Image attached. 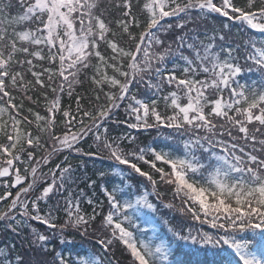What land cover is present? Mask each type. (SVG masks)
Here are the masks:
<instances>
[{
    "label": "snow or ice",
    "instance_id": "6c2138e0",
    "mask_svg": "<svg viewBox=\"0 0 264 264\" xmlns=\"http://www.w3.org/2000/svg\"><path fill=\"white\" fill-rule=\"evenodd\" d=\"M13 8L19 11L12 14ZM193 15H218L231 22L224 28L237 27L247 37L244 63L234 56L239 45L223 48L221 58L214 51L215 35L198 47L196 37L189 42L185 33L174 43L194 58L180 54L183 67L173 63L169 69L170 57L179 53L172 44L165 46L160 33L183 29ZM171 18L180 22L174 26ZM245 72L258 73L260 86L241 83ZM81 77L90 79L95 101L85 108L77 95L73 111L62 97L74 95ZM133 84L154 91L138 98L131 94ZM41 99L45 114L36 110ZM125 100L128 128L175 130L182 150L126 151L119 140L110 142L105 124ZM89 135L109 159L145 178L153 192L158 184L169 186L182 212L216 229L215 238L206 233L200 238L206 245L226 246L233 256L228 264H264L239 235L264 233V0H0V206L7 202L0 220L19 224V215L56 229L51 211L41 215L40 202L64 187L71 165L65 156L55 168L43 169L57 154L81 153L79 145ZM41 149L44 155H38ZM127 187L134 201L120 202L117 189H105L110 211L102 227L110 238L97 242L106 252L119 242L128 264H160L166 249L136 237L129 214L154 205L147 193ZM63 210L64 227L86 231L95 219L81 215L71 199ZM34 237L41 246L48 240L35 232ZM57 260L72 264L59 253L53 264ZM79 264L95 261L82 258Z\"/></svg>",
    "mask_w": 264,
    "mask_h": 264
},
{
    "label": "trees",
    "instance_id": "16d2710c",
    "mask_svg": "<svg viewBox=\"0 0 264 264\" xmlns=\"http://www.w3.org/2000/svg\"><path fill=\"white\" fill-rule=\"evenodd\" d=\"M18 11L19 9L13 8L12 14ZM169 22L175 26L180 21L177 18H171ZM225 23L231 24L218 15L208 17L193 15L191 19L184 21L183 29L173 27L167 33H160L165 46L172 44L174 53H179L170 57L168 68L170 69L173 63L179 65L180 68L183 67L184 61L180 58V54L194 58V54L186 46L177 50L176 43H174L178 35L185 33L190 38L189 42H192L191 37H196L198 47L201 42H209L207 37L215 35L216 47L214 51L220 53L221 58L226 55L222 51L223 48L235 49L239 45L241 51L234 53V56L243 64L244 60L240 57L243 55L242 48L247 37L239 33L237 27L224 28ZM220 35L225 37L224 40L219 39ZM240 79L241 83L249 85L253 81H257V87L260 86L261 77L258 73L245 72ZM81 81V84L76 86L72 97L66 93L62 97V104L65 107L71 105L73 111L76 109L77 95L82 97L81 104L85 108L92 107L90 101H95V93L90 79L81 77ZM152 91L154 89L149 90L143 84H133L131 88V94L138 98H145L151 95ZM127 105V100L121 102L120 107L113 110V114L105 124L110 142L112 139L119 140L126 151L139 148H156L157 150L181 148L182 150L181 137L175 130L163 127L128 128L126 121L129 117L125 111ZM160 107L161 110L164 109L163 104ZM36 110L45 114L42 99L41 106ZM57 132L60 133L59 127ZM101 133L103 134V128ZM79 147L82 150L81 153L57 154L43 169L44 172H48L50 168H55L56 164L62 163L64 157L68 156L71 172L65 177L64 187L58 192L54 190L46 202H40L41 215H46L51 211V215L54 217L53 222L57 228L49 229L38 221L19 215H17V219L22 221L19 224L15 220H0V253L5 254L0 255L2 264H53V259L58 253L66 260H70L72 264H79L82 258L92 259L95 264H128V254L119 242H114L107 252L97 242L98 239L110 238V233L102 227V219L110 211L105 189L109 192L117 189L116 196L120 202L134 201L136 196L129 193L127 185H132L133 193L136 189H139L141 195L147 193L148 200L154 205L152 210L133 208L129 214L136 226L132 229L136 237L150 243L153 247L160 243L167 246V258L165 260L161 257L160 264H228V261L233 259L226 246L222 244L218 246L206 245L202 242L201 234L206 233L215 238L218 235L217 230L208 224L194 220L191 214L182 212L181 200L174 196L169 186L158 184L156 191L153 192L151 184L145 178L139 177L131 170H125V166L109 159L108 152L102 147L98 149L92 135L81 141ZM44 154L45 149H41L38 153V155ZM142 167L147 170L146 165H142ZM122 170H124L123 175H121ZM48 179L50 181L51 177L49 176ZM42 186L43 184H41ZM3 191L4 189L0 185V194H3ZM12 191L14 194L15 189ZM67 199H71L73 206L78 202L80 214L86 218L95 214V219L90 221L86 231L84 226H80L78 229L71 226L64 227L65 221L68 219L63 210ZM6 204L7 202H4L3 206H0V211L5 210ZM13 226H15V230ZM34 232L48 237L44 246H41L39 242L34 243ZM239 235L250 242V251L264 261V233L257 231L256 234H253L246 231ZM193 237L196 239L193 240Z\"/></svg>",
    "mask_w": 264,
    "mask_h": 264
},
{
    "label": "rangeland",
    "instance_id": "374dc122",
    "mask_svg": "<svg viewBox=\"0 0 264 264\" xmlns=\"http://www.w3.org/2000/svg\"><path fill=\"white\" fill-rule=\"evenodd\" d=\"M135 200V199H134ZM156 246H161L162 248L166 249V251L168 250L167 246L164 243H160ZM253 254V253H252ZM255 256V254H253ZM256 257V256H255Z\"/></svg>",
    "mask_w": 264,
    "mask_h": 264
}]
</instances>
